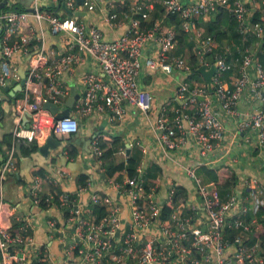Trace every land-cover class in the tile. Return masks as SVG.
<instances>
[{"label": "built area", "instance_id": "2783aa9c", "mask_svg": "<svg viewBox=\"0 0 264 264\" xmlns=\"http://www.w3.org/2000/svg\"><path fill=\"white\" fill-rule=\"evenodd\" d=\"M1 1L4 4L0 6V87L14 77L11 58L31 49L33 33L22 30L31 17L38 22L46 21L51 32H64L68 36L67 47L59 54H50L43 37L36 38L39 41L33 45L37 49L36 59L26 72L23 95L15 103L17 113L28 112L30 120L28 125L19 123L15 127L13 135L16 139L40 143L50 134L66 137L79 130L81 116L106 112L112 120L121 119L125 104L147 112L151 107V94L139 85L144 66L166 74L177 69L191 71L187 58L174 52L178 41L176 28H165L158 19L151 21L154 4L150 0H137L122 15L123 20L118 19L117 12H110L107 17L110 25L127 23L125 30L111 39L104 37L96 23L75 16L74 12L79 8L76 0H45V5H42L43 0H31L29 4L21 0ZM60 1H64L73 13L67 15L63 8L64 14L57 13L50 6L51 2ZM161 1L167 13L179 15L185 31L196 32L199 16L224 6L234 16L241 33L264 36V23H252L250 5L245 0ZM19 2L23 3V8L19 7ZM83 9L94 10L95 2L83 0ZM195 40L194 54L200 64L207 63V54L214 55V93L222 109L236 110L247 87L261 100V106L244 118L241 126L256 132L257 144L264 156L263 63L248 48L240 50V46H236L238 54L228 60L214 37L196 32ZM147 43L155 45L156 54L144 56ZM87 57H91L102 72L82 74L83 92L73 105L71 115L57 118L43 104L51 101L64 106L70 95L65 74L72 72ZM234 67L239 74L227 81L224 73ZM34 84L46 90H36ZM176 96L161 105L153 122L158 142L163 149L171 150L192 136L200 155H208L224 138L225 128L212 106L206 83L185 80L179 85ZM175 100L180 104L174 103ZM100 142L101 137L95 135L92 151L103 166L101 155L104 148ZM62 153L69 157L68 149ZM15 167L14 147H9L0 162V181L5 179L8 170ZM142 169V165H137L133 175L125 173L121 180L109 178V183L126 198L127 220L121 215L123 204L119 198L98 190L91 191L87 214L79 195L90 189V178L85 184L79 181L76 190L70 192L56 189L58 178L52 179L55 186L47 192H42L36 184L32 187V199L36 205H40L42 195L48 206L57 201L68 225L74 228L69 234L64 233L63 230L67 229L59 227L54 217L48 219V236H57L62 245L59 257L54 256L46 245L37 246L29 255V245L33 242L31 218L17 214L14 219L18 224L14 225L11 219L7 220L0 205V264H35V261H38L36 264H264V255L259 253V243L264 241V183L258 178L247 181L252 205L246 201L238 204L236 195L222 198L215 182L205 181L195 167L188 166L185 171L194 184L193 195L180 202L175 199L176 184L172 183L165 201L171 211L162 217L165 204L162 206L159 202L158 187L153 183L146 185ZM69 173L65 167L59 172L63 177ZM2 195L0 184V199ZM91 203L104 206L105 214L101 218L97 219L93 214L89 208ZM180 205L185 213L179 210ZM6 210L10 211L9 216L14 214L13 208ZM227 229L233 232L229 234ZM253 234L260 240L249 243ZM19 254L28 255L30 260L25 263Z\"/></svg>", "mask_w": 264, "mask_h": 264}, {"label": "crops", "instance_id": "0c3cea01", "mask_svg": "<svg viewBox=\"0 0 264 264\" xmlns=\"http://www.w3.org/2000/svg\"><path fill=\"white\" fill-rule=\"evenodd\" d=\"M93 1L95 2V9L87 11L82 18L96 23L103 31L106 39L119 36L125 30L127 24L122 21L118 24L110 25L107 21L108 14L115 11L118 19L123 20L122 15H125L128 9L137 2V0ZM150 1L154 4L150 18L154 15H162V19H164V15L168 13L162 1ZM182 1L191 2L193 0ZM245 1L250 5L251 13L260 10V18L264 22V0ZM109 2H111L110 5ZM60 8H55V11L63 13L62 7ZM210 13L202 18L204 20L208 19ZM65 14L69 15L68 12ZM202 18L200 23L197 24L196 32L201 33L203 36L205 28L202 25ZM22 30L33 33V39L30 46L31 49L28 52L16 53L11 58V63L14 67V77L8 82L9 90L0 87V141L6 135L13 134L15 127L26 120L25 114H18L15 108L16 100L22 96L24 87L21 91H17L11 100L9 98L13 89L17 87V84L13 83L12 80H19V76L23 72L26 74L30 63L36 59L37 49L33 48L35 43H39L36 38L43 37L45 48L50 54L63 52L68 44L66 33H53L46 21L38 22L33 17L24 24ZM226 41L222 42L225 44ZM244 43L264 64V37L259 39L254 33L249 32L244 39ZM221 45L223 44L220 43ZM194 46L192 48L185 46L180 53L189 56L194 51ZM154 54H156L155 45L147 43L144 47V56ZM87 71L102 72L96 62L91 57H87L84 62L75 66L72 72L65 74V81L69 86L70 93L72 87H74L75 91L81 95L83 86L80 79L82 74ZM188 73L177 69L171 74H166L159 69L148 70L144 66L140 72L139 85L147 89L151 94V107L147 112L141 111L136 106L125 104V113L118 120L110 119L106 112L81 116L79 130L66 137L58 135L57 137H61L62 143L60 146L52 148L49 156L41 154L38 149L31 151L29 154H23L21 143L15 142L16 167L8 170L5 179L2 182L0 181L3 193L0 205L3 207L2 210L4 209V215L7 220L11 219L14 223L16 222L14 217L17 214L31 218L33 222V242L29 245V255L39 245H46L56 257L61 255L62 245L57 236L50 238L47 234V221L50 217H54L57 220L59 227L64 226L67 229V231L63 230L64 233L69 234L74 229L71 225H68L66 215L57 201L46 209L33 202L32 187L35 184L39 186L42 192H47L49 186L52 189L55 186L54 183H50L52 179L58 178V187L56 189L70 192L76 190L79 176L85 174L87 179H91L92 185L90 189L83 191L79 195L80 201L83 202V208L87 211L91 191L98 190L101 193L116 195L123 204L121 215L124 220L128 219L129 208L126 206L124 194H120L109 183V178L121 180L125 172H116L112 176L106 173L92 151V139L95 135H99L101 141H104L108 146H115L116 150L113 156L108 158L115 164L125 161L129 153L138 157V165L143 167V179L147 186L153 183L158 187V199L162 206L165 204L168 188L172 183L184 188V192L180 193L177 198L180 202L186 199L188 195H193L194 184L185 171L188 166L195 167L205 181L215 182L222 198H226L229 194H234L237 197L238 204L246 201L252 205V200L249 199L247 193V181L252 177H256L264 183V156L257 144L256 132L251 128H243L241 126V121L261 106V100L252 94L249 87L243 91L236 110L232 112L222 109L216 100L215 93L209 92L212 106L224 123L225 135L222 141L208 155H200L195 139L192 136H188L179 147L171 150L163 149L156 138L153 131V122L157 113L166 100L177 98L178 87L183 81L188 80ZM236 73V70L228 71L224 74V77L227 81H230ZM34 88L42 92L46 90L37 84H34ZM19 92H22V94L19 95ZM46 139L40 143L37 140L36 142L40 146L46 142ZM128 146L130 151L126 154ZM2 148L5 151L7 149L5 144L2 145ZM67 149L68 151L71 150L74 157L72 159L67 157L70 164L64 165L62 164L63 159L60 158V152H64ZM4 154L5 152L0 151V162ZM66 156L68 155L66 154ZM62 167L68 168L70 172L66 177L59 174ZM204 167L215 170L216 178L213 179V177L206 175ZM41 169L45 170V174L41 175L39 173ZM8 207L13 208L14 214L11 216H9L10 211L6 210ZM179 210L182 213L186 212L183 206ZM235 210L233 207L232 211L235 212ZM256 239H259L258 235L253 234L248 242L253 243ZM259 244V253L264 255V241L261 240ZM19 256L25 263L30 260L28 255L19 254Z\"/></svg>", "mask_w": 264, "mask_h": 264}, {"label": "trees", "instance_id": "16d2710c", "mask_svg": "<svg viewBox=\"0 0 264 264\" xmlns=\"http://www.w3.org/2000/svg\"><path fill=\"white\" fill-rule=\"evenodd\" d=\"M185 3H188V2H185ZM19 7L23 8V4L21 2H19ZM213 11L209 14V18L206 20H204V18H202L206 15H201L197 18V23H200L201 18L203 19L202 25L205 28V33L203 34V36L208 35V36L214 37L218 41L219 49L227 55L228 60H231L232 57H234L238 54L237 53L238 50H237L236 46H240V50H244L246 48L251 50L244 43V39L246 36L238 30L237 22H236L234 16L230 13V11L224 6H219ZM260 13H261L260 10L255 11V13H251V11H250L251 21L253 23H262V19L260 18ZM162 17H163L162 15H154L151 18V21L158 19L161 22L163 27L167 28L168 26H174L176 28L178 41H177L176 47L174 49L175 53L182 55V53H180V51H183L185 46H189L190 48H192L194 46V44H196V40H195V33L196 32L194 30L192 32L185 31L182 27V20L178 14L168 13L167 15H164V19H162ZM263 37H259V39H262ZM224 40H227L228 42L226 41V43L224 44L222 42ZM189 41L192 43H190ZM220 43L223 45L220 46ZM210 54L214 57V55L212 53H209L208 55H210ZM183 56H185V55H183ZM185 57L187 58V61L190 65V69H191L190 72L187 71V72H189L187 75L188 81L193 82L196 80V81L205 82L201 73L197 70L198 66L201 64L199 63L197 56L194 54V51H192V53L189 54V56H185ZM207 57L208 56H206V61H207ZM207 63H208V61H207ZM232 70L237 71L235 76H237L239 74L238 69L236 67H234L228 71H232ZM228 71H226L224 74H226ZM207 91L210 92L208 90V87H207ZM213 92H214V87H213ZM213 92H210V93H213ZM18 94L20 95V94H22V92H19ZM175 101H176V104H180L178 100H175ZM192 108H193V104H191L189 106V110L191 111ZM15 142L21 143V148H23V151H22L23 154H29L31 151H33V150L35 151L39 147V144L36 142V140L27 141L24 139H16L14 137V135L11 133V134L6 135L4 137V139L2 141H0V151L5 152V149L3 150V148H2L3 144H5L7 148H9V147H14ZM100 144L104 148L103 154L101 155V159L104 162L103 163L104 170L106 171V173L108 175L112 176L116 172H122V171H124L128 175H133L136 172V167L139 163L138 157L136 155L129 153L127 155L125 161H121L118 164H115L111 160H108V158L113 156V153L116 150L115 146H108V144L104 143V141H101ZM68 153H69V157L72 159L74 156H72L73 153L71 152V150L68 151ZM204 170H205L206 175L213 177V179L216 178L217 174H216L215 170H213L209 167L208 168L204 167ZM39 173L41 175H43V174H45V170L41 169V170H39ZM86 179H87V175H85V174L79 176V181L84 183V184L86 183ZM50 183H53V182H50ZM175 188H176L175 199H177L178 196L180 195V193L184 192V188H182L181 186H178V185H176ZM50 189H51V187L49 186L48 190H50ZM39 204H40V207L43 209H46L48 207V205L46 204L44 195L41 196ZM89 208L92 210L93 214L96 216L97 219L101 218L105 214V208L103 205L91 203L89 205ZM170 211H171L170 205L165 204L162 207L161 216L162 217L168 216ZM87 214H89L88 211H87ZM17 224H18V222L16 221L14 223V225H17ZM226 232L231 234L233 232V230L227 229ZM34 261H33V263H34ZM36 263H38V261H35V264Z\"/></svg>", "mask_w": 264, "mask_h": 264}, {"label": "water", "instance_id": "95a60500", "mask_svg": "<svg viewBox=\"0 0 264 264\" xmlns=\"http://www.w3.org/2000/svg\"><path fill=\"white\" fill-rule=\"evenodd\" d=\"M31 0H21V2H24L26 4H29ZM77 3H79V8L74 12L75 16H83L86 14V10L83 9V0H76ZM3 1L0 2V6H3ZM46 1L43 0L42 5H45ZM51 7H54L56 9L62 7L63 9H65L69 14H72L73 11L67 7L66 3L64 1H60L58 3L55 2H51L50 3ZM2 31V29H0V32ZM207 61L208 63L206 64H201L198 66L197 70L201 73L203 79L205 80L208 90L210 92H213V76L216 72V61L214 59V57L210 54L207 57ZM19 80L18 79H13L12 82L17 84V87H15L11 93V97L9 98V100L12 99V96L15 95V93L17 91H21L25 85V81H26V74L25 72L21 73L19 76ZM1 88H4L6 90H9V85L6 84L4 86H2ZM80 97V94L77 93L75 91V88L72 87L71 89V93L70 95L66 98L65 103H64V107H60L58 104L53 103L51 101H47L43 104L44 108L50 110L57 118H63L65 116L71 115V109L73 107V105L75 104L76 100ZM29 113H25V121L24 123L26 125L29 124ZM62 143L61 138L57 137L54 134H50L47 139L46 142L44 144H41L38 147V151L45 155V156H49L50 155V151L52 148H55L57 146H60ZM130 151L129 146L126 148V154H128ZM60 158H62V164L64 165H68L70 164L69 159L62 153L60 152Z\"/></svg>", "mask_w": 264, "mask_h": 264}]
</instances>
